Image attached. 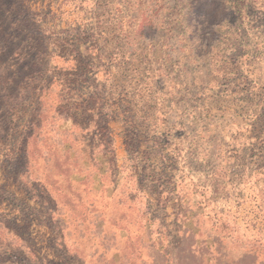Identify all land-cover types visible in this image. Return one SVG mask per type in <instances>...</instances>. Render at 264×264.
I'll return each instance as SVG.
<instances>
[{"label": "rangeland", "instance_id": "obj_1", "mask_svg": "<svg viewBox=\"0 0 264 264\" xmlns=\"http://www.w3.org/2000/svg\"><path fill=\"white\" fill-rule=\"evenodd\" d=\"M10 1L0 264H264V0Z\"/></svg>", "mask_w": 264, "mask_h": 264}, {"label": "trees", "instance_id": "obj_2", "mask_svg": "<svg viewBox=\"0 0 264 264\" xmlns=\"http://www.w3.org/2000/svg\"><path fill=\"white\" fill-rule=\"evenodd\" d=\"M4 5H6L7 8L0 4V16H2L6 11H9L10 12V10L16 8L17 11L14 10L13 11V16L10 15V18L11 19H14V23H16V24H18V22L20 24L27 23L26 20H24V16H23V14L27 15V11L24 10V9H21L17 1L5 2ZM14 15L22 16L23 19H21L19 16L18 17H15Z\"/></svg>", "mask_w": 264, "mask_h": 264}]
</instances>
